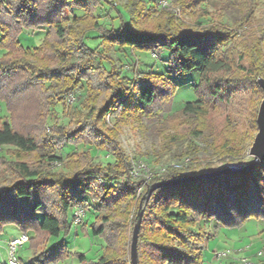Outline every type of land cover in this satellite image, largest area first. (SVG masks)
Here are the masks:
<instances>
[{
    "label": "trees",
    "instance_id": "obj_1",
    "mask_svg": "<svg viewBox=\"0 0 264 264\" xmlns=\"http://www.w3.org/2000/svg\"><path fill=\"white\" fill-rule=\"evenodd\" d=\"M40 1L43 5L38 4ZM92 1L96 2L95 9L111 5L107 11L113 10L115 16H111L110 26L85 9L88 0H0V45L6 50L0 58V84L12 82L6 88L0 85V99L5 101L11 120L21 97L35 85L29 79L36 76L46 93L43 106L47 115L57 119L54 107L60 104L67 124L74 125L67 129L64 123L50 124L55 138L107 153L104 162L95 160L90 149L60 158L51 139L21 132L13 120H0V149L6 147L5 154L0 155V233L14 226L30 234L33 254L22 264H52L68 256L79 264H123L122 256L128 257L129 250L114 249L116 231H121L125 241L142 210L137 264H202L206 243L216 232L204 230L200 224L215 220L213 227L217 229L241 227L251 218L264 220V160L242 172L169 183L146 199L154 182H172L216 170L210 163L200 166L194 160L200 147L193 139H199L201 130L191 126L172 134L170 140L176 142V150L170 159L180 167L164 164L160 172L143 161L153 172L143 183V179L128 176L132 161L118 142L116 126H110L106 117L115 124L122 115L153 121L173 103L178 88L173 77L192 71L198 75L193 85L197 98L184 102L180 109L189 121L204 118L213 102H222L230 86L242 88L244 78L249 77L263 94L257 78H264V23L257 24L256 29L249 26L257 0H221L214 20L208 24H203V19L212 15L204 6L206 0H171L190 18V26L174 14L176 11L159 7L155 0H119V7L107 0ZM64 9L69 10L71 28L66 26ZM75 10H81L82 15ZM231 11L235 12L231 25L221 23L223 14ZM50 14L57 19H48ZM38 24L47 25L45 37L36 48L24 49L17 35ZM90 32L96 34L92 38L100 40L93 48L85 42ZM249 38L250 46H243ZM115 47L129 65L135 63L131 49L156 57L168 51L167 70L139 72L137 66L132 77L120 75L106 53ZM235 65L239 71L222 84L216 75L230 73ZM66 91L77 95L70 114L60 101ZM94 92L100 95L96 97ZM162 96L167 101L164 109L157 104ZM259 105L260 101L256 102L254 113ZM255 115L252 122L257 128ZM88 129L92 139L84 136ZM248 137L252 141L253 136ZM219 148L221 163H244L245 167L251 163L252 159L245 160L242 142L232 143L226 136ZM185 157L191 159L188 164L183 161ZM51 163L63 167L53 170ZM78 204L84 208V218L89 219L87 234L106 242L95 259L79 251L69 254L66 247L65 238L72 228L70 211Z\"/></svg>",
    "mask_w": 264,
    "mask_h": 264
},
{
    "label": "rangeland",
    "instance_id": "obj_2",
    "mask_svg": "<svg viewBox=\"0 0 264 264\" xmlns=\"http://www.w3.org/2000/svg\"><path fill=\"white\" fill-rule=\"evenodd\" d=\"M102 1L104 2V0ZM107 1V3L112 4V6H115L117 4V6L119 7V0ZM168 2V7L165 8H168L173 12L176 11V13L174 14L177 15L179 19L181 18L187 26H190V18L184 13L180 12V10L177 9L175 4L171 0H168ZM220 3L221 0L205 1L204 6L212 12V15L204 18L203 24H208L214 20ZM38 4L43 5V2L41 3L40 1L38 2ZM95 5L96 2L88 0L85 9L88 12H91L100 23L106 26H110V24H112L111 16H115L113 10L107 11V8L111 7V5H100L96 9L94 7ZM71 6H74V4H72ZM74 12L77 15H82L81 10H75ZM64 15L68 19V21L66 22V26L70 28L74 26L73 24H71L70 13L68 9H64ZM234 15L235 12L232 11L228 14L225 13L219 21L221 23L231 25ZM49 16L50 17H48V19H57V16H54V14H50ZM113 22L114 25H116V19H113ZM261 23H264V0H257L254 17H252L249 26H253V28L256 29L257 24ZM88 24H91V22H88ZM86 25L87 23L84 24V26ZM79 27H83V25H79ZM47 28V25H35L33 28H31L32 30H23L21 33H19L17 35V40L24 49L32 50L41 43L46 35ZM95 35L96 34L94 32H90L85 39V42L92 48L98 46V44L100 43L99 38H92ZM1 38L2 35L0 33V41ZM244 38L246 39V37ZM243 46H250V38L248 39V41H246V43L243 44ZM5 53V48L0 45V58ZM106 53L115 63V66L120 75L122 74L128 77H132L135 73V69H137V66L139 72L148 70L156 73H165L167 70L166 60L169 56L168 51H163L160 53L159 57H156L150 52L131 49L129 53L132 59L135 60L134 65H129L126 62L125 57H123L124 55L122 51H117V47L112 48L111 50H106ZM238 69L239 68L235 65L230 73H220L216 75V78H220L222 80V84H224L226 82L225 79H230V77L234 76L236 72L239 71ZM90 77L93 80H96L95 75H92ZM197 77L198 75L195 71H192L189 74L180 77H173V80L176 82L178 87L173 97V103H171L170 109L166 110L163 115H160L153 121L147 122L145 120H139L133 117L125 118V116L122 115L119 116V119L115 124L112 119L108 121V117H106V120L110 126H116L118 142L131 161H144L148 163V166L154 168H157L164 164L176 163L173 162V159H170L172 157L171 152L176 150V146L174 145L176 142H172L170 140V137L172 134H176L179 131L181 132L188 128H192L193 126L201 130V132L199 133V139H193L200 147V153L196 154L194 159L198 165L203 166L206 163H210L211 168L219 169L224 166L234 164L231 162L221 163L222 157L218 153V151H220L219 146L223 143V140H225L226 136H229V140H231L232 143L242 142L245 160L249 161L251 159L249 150L255 134L257 133V128L254 127L252 120L255 114L256 119L258 108L256 109V113H254V107L256 105V102H261L264 93H259L257 85L254 82L250 81L249 77L244 78L242 79L243 81H241L240 85L243 86L242 88H238V85L235 86L236 89L233 87L234 85L230 86V88H228L223 93L222 96L224 97V99H220L222 100L221 103L213 102L209 106L208 113L205 115V117L199 121L193 122L189 121L186 117H183L181 115L180 109L184 102L192 101L197 98L196 94L193 91V85L196 82L195 78ZM28 82H31L35 85L31 86L25 96L23 95L21 97V105L20 101L19 103H17V112L12 115L14 127L21 132L33 134L39 138L45 137L47 139H51L52 144H57L55 153L60 158H64L67 153L72 151H83L85 149H90V152L95 160L104 162L107 158V153L103 150L93 149L89 145L82 144L74 146L67 142L63 143L62 141L64 139L60 138L59 141L57 138H55L57 135L52 133L48 128L50 124H53L55 122L58 126H61V123H64L67 126V129L71 128L73 124H67L68 118L64 117L63 112L61 113L62 106L60 104H57L54 107V110L58 113V118L56 119L54 117H49L46 113V108L43 106L44 95L46 94L42 90L43 87L41 86V88L38 84L39 81L36 79V76L29 79ZM0 85L3 88H6L11 86L12 82L2 81ZM237 88L239 90H237ZM94 94L96 97L100 95L96 92H94ZM76 96V93L71 91H66L60 96V101L62 102L66 113L70 114L74 110L73 106L76 104ZM166 102V96H162L161 99L158 100L157 104L159 107L161 106L163 107L162 109H164L167 106ZM80 118H82V115H80ZM0 120L9 121L10 123L12 121L10 118V113L6 108V103L1 99ZM75 122L76 121H74L73 123L76 124ZM85 128L87 129V127ZM88 133L89 134H85L84 132V136L92 139V136H90V134H92V131L88 129ZM246 136H253L252 141L249 140V137L246 139ZM5 151L6 147H2L0 149V155H4ZM183 161L185 162V164H188L191 159L189 157H185ZM244 165V163L239 164V166ZM50 166L53 170H60L62 169L63 164L51 163ZM88 222L89 219L84 218L81 223L76 225V227H78L79 234L74 235L75 232L73 230L65 241L67 242L69 247L75 246L74 248H76L77 251L85 252L86 255H88L87 257L90 259L91 256L99 255L100 253H102V249L106 245V242L103 239L91 237L87 234V228L89 224ZM214 224L215 220H210L209 222L205 221L203 224H200L203 226L204 230L216 232L214 233L215 236L209 239L206 243V247L203 250L202 264L264 263V220L251 218L247 220L241 227L233 228H221L217 226V229H215L216 227H213ZM14 228V226H7L4 228L3 233L0 234V264L3 263L2 260L7 261V253L5 250L7 241L18 234H16V230ZM115 236L116 237L113 243L114 249L120 252V250L125 251L126 248H128V257L122 256L123 264H131V231H128V233H126L125 241L121 240V231L117 230ZM223 251L228 252L227 256L219 257V255L217 254ZM32 254L33 252L29 247V243L21 246L16 253L17 258H19L21 262L23 261V263H28Z\"/></svg>",
    "mask_w": 264,
    "mask_h": 264
},
{
    "label": "water",
    "instance_id": "obj_3",
    "mask_svg": "<svg viewBox=\"0 0 264 264\" xmlns=\"http://www.w3.org/2000/svg\"><path fill=\"white\" fill-rule=\"evenodd\" d=\"M257 83L262 89L264 93V78L258 77ZM256 125H257V133L255 134V137L253 139V142L251 144L249 155L251 156V163L248 166H239L237 164H231L229 166H224L222 168L210 171V172H203L200 174L195 175H189L184 178L175 179L172 182H154L150 185L146 199L150 197V194L157 188L167 185L169 183H183L187 181H191L194 179L202 178V177H213L216 175L221 174H230L235 172H242L246 169H250L252 165L255 162H262L264 160V96L260 102L257 116H256ZM142 213L141 210L138 214V219L136 224L133 227L132 230V236H131V243H130V259L132 264H137L136 256H137V238H138V231L141 225V219H142Z\"/></svg>",
    "mask_w": 264,
    "mask_h": 264
},
{
    "label": "built area",
    "instance_id": "obj_4",
    "mask_svg": "<svg viewBox=\"0 0 264 264\" xmlns=\"http://www.w3.org/2000/svg\"><path fill=\"white\" fill-rule=\"evenodd\" d=\"M157 5L161 8L168 7V0H155ZM72 97V96H71ZM172 167H180L179 163L170 164ZM159 171H163L164 167L161 168ZM153 172L149 169V167L143 161H132L131 167L128 170V176L132 179L139 180L143 179L146 183L152 177ZM84 208L81 205L74 206V211L72 215V223L77 225L83 221L84 218ZM29 241V235L26 232H19L15 237L8 240L7 242V263L8 264H22L20 260L17 258V250L23 246L25 243ZM228 252H219L217 255L219 257H226Z\"/></svg>",
    "mask_w": 264,
    "mask_h": 264
},
{
    "label": "crops",
    "instance_id": "obj_5",
    "mask_svg": "<svg viewBox=\"0 0 264 264\" xmlns=\"http://www.w3.org/2000/svg\"><path fill=\"white\" fill-rule=\"evenodd\" d=\"M73 211H74V207H72V209H71V211H70V216L72 217V215H73ZM76 225H74L73 223H72V228H71V231H70V233L66 236V238L72 233V231L74 230V235L75 234H79V231H78V227H76ZM15 230H16V234L17 233H19L20 231L18 230V229H16V228H14ZM3 233V232H2ZM1 234V233H0ZM29 235V237H30V234H28ZM16 236V235H15ZM14 236V237H15ZM92 237V236H91ZM13 238V237H12ZM12 238H10V239H12ZM66 238H65V240H66ZM9 239V240H10ZM55 240L53 239H50V242H54ZM8 242V241H7ZM27 243H29V241L27 242ZM26 244V243H25ZM24 244V245H25ZM23 245V246H24ZM66 247H67V250H68V252H69V254H71L72 252H74V251H77L76 250V248H74L75 246H73V247H69L68 246V244H67V242H66ZM75 249V250H74ZM5 250H6V253H7V245L5 246ZM32 252H33V250H32ZM85 253V252H84ZM85 255H86V253H85ZM88 255H86V257H87ZM98 255H95V256H91V259H95L96 257H97ZM88 258V257H87ZM19 259V258H18ZM20 260V259H19ZM2 262L3 263H1V264H8L7 263V261H5V260H2ZM21 262V261H20ZM21 263H23V261L21 262ZM55 264H79L78 263V261L76 260V258H74V257H71V256H68V257H66V258H64V259H61V260H58Z\"/></svg>",
    "mask_w": 264,
    "mask_h": 264
}]
</instances>
